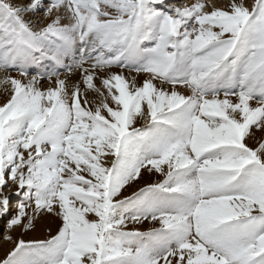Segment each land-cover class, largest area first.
<instances>
[{"label": "snow or ice", "instance_id": "obj_1", "mask_svg": "<svg viewBox=\"0 0 264 264\" xmlns=\"http://www.w3.org/2000/svg\"><path fill=\"white\" fill-rule=\"evenodd\" d=\"M0 96V264H264V0H0Z\"/></svg>", "mask_w": 264, "mask_h": 264}, {"label": "rangeland", "instance_id": "obj_2", "mask_svg": "<svg viewBox=\"0 0 264 264\" xmlns=\"http://www.w3.org/2000/svg\"><path fill=\"white\" fill-rule=\"evenodd\" d=\"M2 100H3V97L0 96V102H2ZM257 135H259V134H257ZM39 234H40L39 232L36 233V235H39ZM13 235L18 237V236H20V232H19V231H16V232L13 233ZM25 238H29V237H27V235H26ZM3 243H4V241H3V226L0 225V248L2 247ZM4 245H5V244H4ZM5 246H6V248H7V247H9L10 245H5ZM1 250H2V249H1ZM1 250H0V257L3 256L4 251H5L6 249H3V252H2Z\"/></svg>", "mask_w": 264, "mask_h": 264}, {"label": "bare ground", "instance_id": "obj_3", "mask_svg": "<svg viewBox=\"0 0 264 264\" xmlns=\"http://www.w3.org/2000/svg\"><path fill=\"white\" fill-rule=\"evenodd\" d=\"M216 2H221V0H216ZM8 245L6 242L3 243L2 247L0 248V250L3 252V249H6V246L5 245Z\"/></svg>", "mask_w": 264, "mask_h": 264}]
</instances>
